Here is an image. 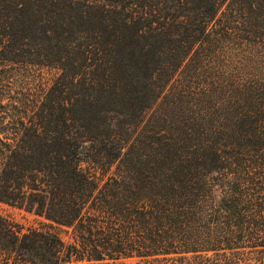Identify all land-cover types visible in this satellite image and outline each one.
Instances as JSON below:
<instances>
[{
  "label": "trees",
  "instance_id": "16d2710c",
  "mask_svg": "<svg viewBox=\"0 0 264 264\" xmlns=\"http://www.w3.org/2000/svg\"><path fill=\"white\" fill-rule=\"evenodd\" d=\"M0 200L70 231L0 264H264V0H0Z\"/></svg>",
  "mask_w": 264,
  "mask_h": 264
},
{
  "label": "rangeland",
  "instance_id": "374dc122",
  "mask_svg": "<svg viewBox=\"0 0 264 264\" xmlns=\"http://www.w3.org/2000/svg\"><path fill=\"white\" fill-rule=\"evenodd\" d=\"M41 73L43 74L45 80H49L54 74V70L42 68ZM79 162L80 165L84 168L89 166V162L85 155H81ZM0 214L16 222L22 229H26L29 227H47L56 231L64 239H70V231H68L66 227L60 226V224L56 222L49 221L46 218L37 215L33 211L24 208L23 206H18L0 200ZM188 255L191 256L190 259L192 262H195L196 260L200 261L197 257L193 256L194 254ZM207 256L210 258L215 257L214 254H207ZM244 256H250L257 259L260 257H264V254H244ZM146 262L147 260L144 257L135 254L123 257L119 260L120 264H146Z\"/></svg>",
  "mask_w": 264,
  "mask_h": 264
}]
</instances>
